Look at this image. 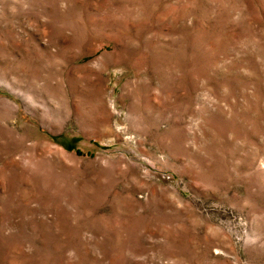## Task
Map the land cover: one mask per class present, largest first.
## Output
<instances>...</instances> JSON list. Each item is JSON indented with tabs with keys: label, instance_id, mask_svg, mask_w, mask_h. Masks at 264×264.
Listing matches in <instances>:
<instances>
[{
	"label": "rangeland",
	"instance_id": "obj_1",
	"mask_svg": "<svg viewBox=\"0 0 264 264\" xmlns=\"http://www.w3.org/2000/svg\"><path fill=\"white\" fill-rule=\"evenodd\" d=\"M0 264H264V0H0Z\"/></svg>",
	"mask_w": 264,
	"mask_h": 264
}]
</instances>
